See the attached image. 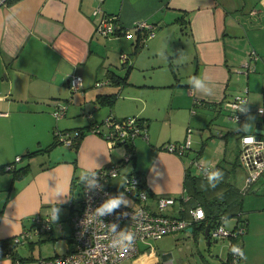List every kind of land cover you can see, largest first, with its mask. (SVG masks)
I'll return each instance as SVG.
<instances>
[{
    "label": "crops",
    "instance_id": "obj_1",
    "mask_svg": "<svg viewBox=\"0 0 264 264\" xmlns=\"http://www.w3.org/2000/svg\"><path fill=\"white\" fill-rule=\"evenodd\" d=\"M97 4L98 0H17L12 4L0 0V111L5 112L0 114V239L13 240L23 231H32L33 216L46 214L57 203L60 208L51 231L32 233L26 242L16 244L12 256L1 252L0 264H39L46 257L39 254V241L45 239L65 237V251L72 245L71 216L80 207V174L120 162L126 152V146H109L101 134L86 130L89 123L109 116L135 115L146 125L147 136L134 139L133 156L122 163L112 183L118 187L123 174H139L152 194L148 209L154 210L161 196L180 198L200 190L208 198L222 193L219 198L238 212L236 200L246 193L249 169L238 156L240 135L254 132L263 115L257 108L264 106V0H104L102 9L115 16L117 33L113 35L95 30L97 17L92 10ZM254 9L257 12L251 14ZM138 20L152 23L154 35L145 37V32L133 29L128 34L120 32ZM172 26L166 53H159L160 39ZM177 28L187 32L184 49L189 63L185 68L175 67L169 52ZM251 50L258 56L251 57ZM121 53L127 54L126 60L121 61ZM245 61L253 71L244 74L240 68ZM74 73L82 77L77 90L69 85ZM194 75L210 77L214 94H191L188 81ZM237 93L248 96L242 123L227 118L225 102ZM99 94H115L116 99L112 105H100ZM58 103H66V110L55 118ZM79 128L85 132L77 147L53 144L55 130ZM189 133L190 145L183 154L162 148L168 142H184ZM227 152H237L238 160L231 161ZM17 155L21 159L14 170L26 167L20 176L2 169ZM194 159L222 170V181L231 183L237 192H224L222 181L215 189L202 190L200 185L207 181L192 164ZM234 164L247 169L241 186L229 182ZM197 204L198 199L189 196L165 212L188 217L187 209ZM241 208L243 213V201ZM238 219L239 215L226 216L224 224L234 221L226 225L234 227ZM183 233L193 235L189 229ZM224 242L223 264L228 259ZM19 245L25 248L19 251ZM144 249L142 245L136 258L120 264L157 263L155 250Z\"/></svg>",
    "mask_w": 264,
    "mask_h": 264
},
{
    "label": "built area",
    "instance_id": "obj_2",
    "mask_svg": "<svg viewBox=\"0 0 264 264\" xmlns=\"http://www.w3.org/2000/svg\"><path fill=\"white\" fill-rule=\"evenodd\" d=\"M94 6L92 14L97 17L95 30L99 34L113 35L117 33L115 23V16L107 14L101 7V2ZM257 10L251 11V14L256 13ZM145 32V37L154 35L152 23L146 20L135 21L131 27L121 28V33L128 34L131 30ZM251 57L258 55L254 50L250 52ZM126 53L120 54L121 61L127 59ZM244 74L253 71V67L249 61H245L240 68ZM105 81H98L97 84H102ZM69 85L72 90H77L82 85V77L74 73L69 78ZM247 91V89H245ZM241 101L248 103V96L246 93L234 94L231 99L225 102L227 109V118L236 123L244 122L246 111H240L237 108L242 107ZM66 110V103H58L53 110L55 118L63 116ZM257 112L262 114L263 108H257ZM1 112L0 114H4ZM91 131L101 134L108 142L109 146L123 142H134V139L143 135L147 136L145 125L139 117L128 115L123 118H115L109 116L104 121L95 123L91 126ZM57 139L63 143L71 145L73 136L69 133H62L55 130ZM77 132H75V135ZM190 133L188 138L181 143L168 142L162 145V148L171 152L183 154L190 145ZM133 156V153L126 152L120 162L112 163L107 166L98 167L97 170L99 183L102 185L101 189L87 190L81 184V198L79 209L71 216L72 226V245L63 253H54L51 256L42 257L39 259V264H120L127 258H136L141 253L142 245H145L143 252L154 253V247L150 240L159 239L166 234L181 232L188 230L197 222L204 219V211L200 204L191 206L187 209L188 217L167 213L165 210L173 207L179 199L181 202L187 200L189 195L183 193L180 198L174 196H161L157 198L156 208L150 210L146 207L150 196L145 188H143V181L141 176L137 173L123 174L122 183L115 187L112 181L120 175L121 165L128 162ZM239 160L249 169L246 176V186L244 192L258 180L259 176L264 171V139L260 138L255 132H244L240 135V149ZM21 159L20 156H15L13 162L6 163L2 166L3 170H14V164ZM192 164L201 172L205 166L198 159H194ZM206 175V171H205ZM145 186V185H144ZM118 192H125L127 197H130L136 204L121 206L115 209L112 214L106 215L97 220L91 214L99 207L110 195H117ZM53 206H51L52 208ZM46 214H38L33 217L32 231H23L20 235L13 238L16 244L26 242L31 238L32 233L43 234L51 231L52 223L50 222V210ZM182 206L178 207L180 211ZM122 213H127L126 216ZM200 219V220H199ZM199 220V221H197ZM225 216H221L218 220L213 222L209 230V238L213 241H227L228 245V259L226 264H233L236 260L237 264H246L245 259L234 257L230 249L232 245H238L242 249V235L245 232V222L239 218L234 227H227L224 224ZM117 223V232L122 229H127L136 234V240L132 250L125 254L109 247L110 241L115 238L107 225ZM150 253V254H151ZM156 264V263H155ZM164 264H174L172 261H166Z\"/></svg>",
    "mask_w": 264,
    "mask_h": 264
},
{
    "label": "rangeland",
    "instance_id": "obj_3",
    "mask_svg": "<svg viewBox=\"0 0 264 264\" xmlns=\"http://www.w3.org/2000/svg\"><path fill=\"white\" fill-rule=\"evenodd\" d=\"M175 28L171 27L170 31ZM187 32L179 28L174 29L171 35L169 52L172 54V62L177 68H185L189 63L186 55L185 41ZM163 35L158 45L159 53H166L163 48ZM168 44V42H167ZM172 48H176L172 50ZM128 116V115H127ZM252 126V124H250ZM234 138V137H233ZM235 139V138H234ZM232 147H230L231 150ZM236 151V149H234ZM233 150V151H234ZM231 161H237V152H227ZM242 162V161H241ZM243 163V162H242ZM233 174L229 177V182L233 184H243L245 171L243 165L234 164ZM203 176V175H202ZM76 202L80 197L79 188L76 191ZM132 200L130 197H128ZM243 216L247 219L246 233L242 238L243 251L246 264H264V174H261L243 195ZM233 219L228 217L226 220ZM234 221H227L225 225H231ZM69 233L68 220L64 221ZM184 231L164 235L160 239L150 240L157 256L156 264H164L166 261L177 262L187 261L189 264H223L221 259L226 256V242L212 241L208 244L203 230L197 231L195 235H184ZM43 235V234H41ZM66 238L55 237V240L39 241V254L42 256L53 255L65 251ZM23 246V245H22ZM17 246L20 251L25 247ZM27 247V245H26ZM170 255V256H169ZM129 261L124 264H128Z\"/></svg>",
    "mask_w": 264,
    "mask_h": 264
},
{
    "label": "clouds",
    "instance_id": "obj_4",
    "mask_svg": "<svg viewBox=\"0 0 264 264\" xmlns=\"http://www.w3.org/2000/svg\"><path fill=\"white\" fill-rule=\"evenodd\" d=\"M188 84L191 89V94H199L201 96H211L214 94V85L211 82L210 77L205 76H192ZM242 107L237 108L240 111H246V105L244 101H241ZM201 175L204 176L207 184L202 183L200 185L202 190L207 191L208 188L215 189L217 185L223 180L224 173L222 170L215 168L214 166H203ZM206 171V175H205ZM80 182L86 187L87 190L101 189L102 185L99 183V177L97 170L94 169H85L80 174ZM60 196L59 193L56 194V197ZM218 197H222V193H217ZM55 197V198H56ZM57 201V200H56ZM58 204V203H57ZM54 205L50 210V222L55 223L59 220L60 208ZM130 205V201L126 196V193L121 191L117 195L109 196L99 207H97L94 212L91 214L95 219L100 220L101 218L110 215L115 209L120 208L121 206ZM126 216L127 213H122ZM102 222V221H101ZM109 230L115 234V238L110 241L109 247L114 250L119 251L122 255L132 250L136 240V234L127 229H122L117 232L118 224L111 223L107 225ZM234 257H239L240 259H246L243 249L238 245H232L230 249ZM233 264H237V261L234 260Z\"/></svg>",
    "mask_w": 264,
    "mask_h": 264
},
{
    "label": "trees",
    "instance_id": "obj_5",
    "mask_svg": "<svg viewBox=\"0 0 264 264\" xmlns=\"http://www.w3.org/2000/svg\"><path fill=\"white\" fill-rule=\"evenodd\" d=\"M15 1H17V0H3V3L12 4ZM111 78L114 79V81H119L118 78H114L113 75H111ZM123 79H125V78L123 77ZM115 97H116L115 94H99L97 96V101H98V104H100V105H102V104L112 105L113 102L116 99ZM262 108H263V115H262V118H261L260 121L262 123V127H263V130H264V106ZM133 116H135V115H133ZM95 123H99V122H91V123H89V125H87V128L85 127L86 130H88V131H89V129L91 130V126L93 124H95ZM85 128L74 129L73 131L72 130H59V131L62 132V133H69L70 135H72L73 136V142H72L71 145L74 146V147H77V145L79 144L81 136L85 132ZM75 132H77L76 135H75ZM54 137H55V142L53 144L62 142L61 140L57 139V135L55 133H54ZM263 139H264V133H263ZM115 145H124V146H126V152H130L131 151L132 153H134L133 152L134 142H126L125 141L123 143H119V144H115ZM50 148H51V146L48 147L47 149L50 150ZM32 152H35V151H32ZM126 152L124 154H126ZM122 159H123V157H122ZM25 170H26V167H22L20 169L14 170V172H15L14 176L22 175ZM187 177L190 178L189 176H187ZM191 178L193 180H195V177L192 176ZM198 178H201V177H198ZM221 185H223V187H224V192H231V193L237 192V191H234L235 188L232 187V184L228 183L226 180L222 181ZM143 188H145L147 190L149 196L152 195L151 192L149 191V189L146 186H144V184H143ZM188 195L191 197V199H194L195 201H197V199H198V202L200 203V205L204 209V219L202 221L198 222L197 224H193V230H192L193 235H195L197 231H202L203 230V232H204V229L206 228V226H207V224L209 222H212L211 223V226H212L213 222L215 220H218L223 215L225 217L226 216L239 215V218L243 219L244 222H245V231H246V226H247L246 218L245 217H241V214H242L241 203H242L243 199H241L240 201L236 200V204L240 205V206H238V209L240 211L238 210V212H236V211H231L230 210V206H229V203L227 201H222V199L219 198V197H209L208 198L206 193L205 192L201 193L200 190L199 191H195L192 194H188ZM191 203L193 204L195 202H191ZM224 203H226V204L224 205ZM2 211H3V208L0 209V217L2 215ZM181 216H184V215L181 214ZM32 224H33V218H32ZM71 243H72V239H71ZM15 246H16V243L13 242L12 239H10V238H2V239H0V253L1 252L2 253H6V254L12 256L11 253H12L13 249L15 248ZM13 259L21 261V259L19 257H17V256H13ZM225 264H226V262H225Z\"/></svg>",
    "mask_w": 264,
    "mask_h": 264
},
{
    "label": "water",
    "instance_id": "obj_6",
    "mask_svg": "<svg viewBox=\"0 0 264 264\" xmlns=\"http://www.w3.org/2000/svg\"><path fill=\"white\" fill-rule=\"evenodd\" d=\"M2 1H3V0H1V2H2ZM170 34H171V31L168 32V33L166 34V36L163 37V41H162V45H163V46L166 45V42H167V40H168ZM254 132L257 133L258 136H259L260 138L263 137L264 130H263V127H262V123H261L260 121L257 122V123L255 124ZM211 223H212V222H209V223L207 224L206 228L204 229V235H205L206 238H207V236H208V232H209V229H210V227H211ZM188 229H189V231L192 230L191 227H189ZM208 243H209V240H208Z\"/></svg>",
    "mask_w": 264,
    "mask_h": 264
},
{
    "label": "bare ground",
    "instance_id": "obj_7",
    "mask_svg": "<svg viewBox=\"0 0 264 264\" xmlns=\"http://www.w3.org/2000/svg\"><path fill=\"white\" fill-rule=\"evenodd\" d=\"M202 208H203V207H202ZM203 211H204V209H203ZM199 220H200V219H199ZM199 220H197V221H199ZM202 220H203V219H202ZM202 220H201V221H202ZM197 223H198V222H197ZM197 223H196V224H197ZM191 228H192V230H193V226H191ZM210 228H211V227H210ZM209 230H210V229H209ZM207 238H208L209 242H211V241H210L211 239L209 238V232H208V236H207ZM209 244H210V243H209Z\"/></svg>",
    "mask_w": 264,
    "mask_h": 264
}]
</instances>
